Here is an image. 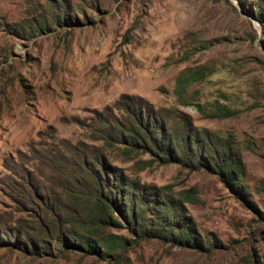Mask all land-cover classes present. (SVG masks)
<instances>
[{
	"label": "rangeland",
	"instance_id": "rangeland-1",
	"mask_svg": "<svg viewBox=\"0 0 264 264\" xmlns=\"http://www.w3.org/2000/svg\"><path fill=\"white\" fill-rule=\"evenodd\" d=\"M59 1L0 0V264H264V0H67L70 25L29 39L5 27L38 13L52 21ZM200 67L206 76L178 90L179 76ZM123 98L165 111L170 127L187 120L217 146L230 142L243 165L237 188L99 140L98 116L121 119ZM61 141L97 147L128 184L155 189L162 206L150 217L171 218L164 207L176 206L194 240H144L121 222L103 231L113 240L103 256L50 239L51 255L20 248V232L45 229L21 187L32 173L60 193L57 174L71 169ZM6 231L12 245L1 243Z\"/></svg>",
	"mask_w": 264,
	"mask_h": 264
},
{
	"label": "trees",
	"instance_id": "trees-1",
	"mask_svg": "<svg viewBox=\"0 0 264 264\" xmlns=\"http://www.w3.org/2000/svg\"><path fill=\"white\" fill-rule=\"evenodd\" d=\"M69 8L67 0H60L52 7V21L48 20L47 14L38 13L21 25L6 23L5 27L13 34L29 39L51 26L70 25L74 19ZM75 23H78L77 20ZM204 76L206 72L202 67L187 69L179 76L177 88L182 90L193 80ZM126 99L130 101L123 98L118 102L121 119L111 111L103 117L98 116L96 131L100 133L99 140L122 146L127 154L150 153L157 156L161 163H177L190 170L204 168L217 174L227 186L237 188L236 174L242 173L243 165L230 142L217 146L210 132L192 129L187 120L170 127L165 111L156 112L138 99ZM83 144L72 145L61 141L64 152L59 151L58 156L71 169L57 170L58 177L64 176L59 178L64 184L60 193L55 190L56 186L50 185L49 180L41 182L32 173L23 182L24 202H32L33 197L40 204L39 210L36 207L39 215L36 217H39V223L45 224V229L40 225L42 235L35 236L26 229L14 241L9 234L11 232L6 231L9 236L2 244L8 246L17 242L20 248L31 250L36 255H51L52 250L46 241L50 239L57 240L67 249L103 256L113 248V240H107L103 231L109 227L120 228L122 223L130 233L144 240L161 238L182 247L194 240L189 226L180 222L176 206L164 207L172 214L171 218H152V213L155 215L162 206V199L156 190L145 192L128 184L123 175L117 174L116 169L107 163L100 149ZM54 162V159L48 161L51 167L59 169ZM9 238L14 242L11 243ZM102 246L106 247L103 252Z\"/></svg>",
	"mask_w": 264,
	"mask_h": 264
}]
</instances>
